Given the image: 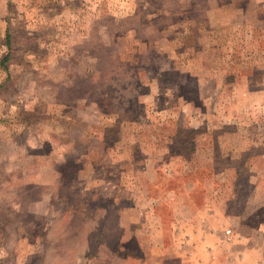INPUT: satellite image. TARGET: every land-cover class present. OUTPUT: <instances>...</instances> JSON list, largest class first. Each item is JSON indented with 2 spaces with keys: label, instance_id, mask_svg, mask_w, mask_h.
Masks as SVG:
<instances>
[{
  "label": "rangeland",
  "instance_id": "1",
  "mask_svg": "<svg viewBox=\"0 0 264 264\" xmlns=\"http://www.w3.org/2000/svg\"><path fill=\"white\" fill-rule=\"evenodd\" d=\"M228 229L264 253V0H0V264Z\"/></svg>",
  "mask_w": 264,
  "mask_h": 264
},
{
  "label": "crops",
  "instance_id": "2",
  "mask_svg": "<svg viewBox=\"0 0 264 264\" xmlns=\"http://www.w3.org/2000/svg\"><path fill=\"white\" fill-rule=\"evenodd\" d=\"M230 232L207 233L200 236L195 243V234L183 236V247L180 248L183 258L194 255L197 264H264L262 247L252 245L245 236ZM201 232L204 233L201 229Z\"/></svg>",
  "mask_w": 264,
  "mask_h": 264
},
{
  "label": "trees",
  "instance_id": "3",
  "mask_svg": "<svg viewBox=\"0 0 264 264\" xmlns=\"http://www.w3.org/2000/svg\"><path fill=\"white\" fill-rule=\"evenodd\" d=\"M7 44L8 46L11 48L12 47V36L11 33L8 31L7 33ZM9 55L7 57H5V59L2 61L3 64L5 65L4 62H6V60L8 59ZM4 68L6 69V71H8L9 67L8 66H4Z\"/></svg>",
  "mask_w": 264,
  "mask_h": 264
},
{
  "label": "built area",
  "instance_id": "4",
  "mask_svg": "<svg viewBox=\"0 0 264 264\" xmlns=\"http://www.w3.org/2000/svg\"><path fill=\"white\" fill-rule=\"evenodd\" d=\"M231 230H228V232H230Z\"/></svg>",
  "mask_w": 264,
  "mask_h": 264
}]
</instances>
